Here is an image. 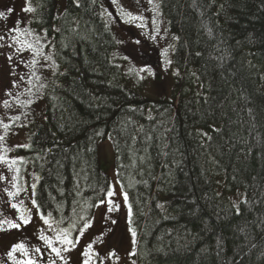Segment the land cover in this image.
Segmentation results:
<instances>
[{
  "label": "trees",
  "instance_id": "trees-1",
  "mask_svg": "<svg viewBox=\"0 0 264 264\" xmlns=\"http://www.w3.org/2000/svg\"><path fill=\"white\" fill-rule=\"evenodd\" d=\"M32 2L61 71L16 149L41 214L92 217L110 192L97 143L111 139L138 262L264 264V0H160L181 71L170 97L126 84L99 0H67L59 17L55 0Z\"/></svg>",
  "mask_w": 264,
  "mask_h": 264
},
{
  "label": "rangeland",
  "instance_id": "rangeland-1",
  "mask_svg": "<svg viewBox=\"0 0 264 264\" xmlns=\"http://www.w3.org/2000/svg\"><path fill=\"white\" fill-rule=\"evenodd\" d=\"M66 1L55 0L57 17ZM99 2L117 40L115 57L126 84L151 97H170L181 71L160 0ZM34 12L32 0H0V264H141L133 256L136 235L111 139L97 143L110 192L91 218L62 224L35 204L37 175L16 149L27 147L35 126L44 122L47 96L61 71L54 38ZM236 194L229 195L235 206L242 199Z\"/></svg>",
  "mask_w": 264,
  "mask_h": 264
}]
</instances>
